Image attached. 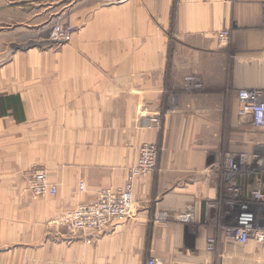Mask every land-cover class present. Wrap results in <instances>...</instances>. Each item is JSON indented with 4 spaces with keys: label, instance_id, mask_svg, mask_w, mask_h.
I'll return each instance as SVG.
<instances>
[{
    "label": "crops",
    "instance_id": "obj_1",
    "mask_svg": "<svg viewBox=\"0 0 264 264\" xmlns=\"http://www.w3.org/2000/svg\"><path fill=\"white\" fill-rule=\"evenodd\" d=\"M263 16L264 0H97L67 16L66 42L0 63V264H264V241L225 236L219 204L231 151L248 156L245 193H264V126L238 99L264 91ZM144 143L158 165L135 181L128 221L73 234L62 215L123 187ZM37 168L55 195H34Z\"/></svg>",
    "mask_w": 264,
    "mask_h": 264
},
{
    "label": "built area",
    "instance_id": "obj_2",
    "mask_svg": "<svg viewBox=\"0 0 264 264\" xmlns=\"http://www.w3.org/2000/svg\"><path fill=\"white\" fill-rule=\"evenodd\" d=\"M264 20V16H263ZM63 24V23H62ZM76 27L71 24L56 25L51 38L57 43L67 41L75 32ZM219 39L228 44L230 34L227 29L221 30ZM193 81L195 88H201L202 83L188 77ZM238 99L242 106V116L250 117L253 126H264V91L260 89L242 88L238 91ZM159 152L153 143H144L140 147L138 161L130 169L128 179L121 188L105 187L101 189L91 202L82 203L62 215L60 221L67 225L73 234L83 233L100 236L113 230L117 225L128 221L132 215L134 205V185L139 178L153 173L157 169ZM258 155H255L257 158ZM248 156L244 152L231 151L225 154L222 168L225 173L231 174L232 179L225 185V197L219 204L225 206V214L228 221L223 226V231L228 239L246 243L249 239L264 241V224L258 219V210L251 200L252 198L264 199V193L259 189H251L248 195L245 188L238 183L236 177L247 163ZM85 182H81L79 189H85ZM31 189L35 196L55 195L58 192L57 184L49 179L48 172L44 168H37L31 180ZM161 216H167L166 212ZM191 211L179 213L182 221H190ZM218 239L210 236L207 239V250H217ZM149 264H158L157 259H150ZM213 264V263H205Z\"/></svg>",
    "mask_w": 264,
    "mask_h": 264
},
{
    "label": "rangeland",
    "instance_id": "obj_3",
    "mask_svg": "<svg viewBox=\"0 0 264 264\" xmlns=\"http://www.w3.org/2000/svg\"><path fill=\"white\" fill-rule=\"evenodd\" d=\"M96 2L97 0H0V63L5 64L15 54L29 49H46L62 44L50 37L54 27L66 24V18L71 12Z\"/></svg>",
    "mask_w": 264,
    "mask_h": 264
}]
</instances>
